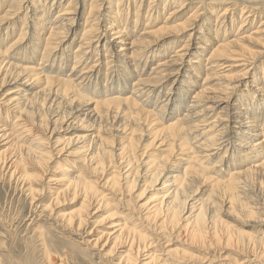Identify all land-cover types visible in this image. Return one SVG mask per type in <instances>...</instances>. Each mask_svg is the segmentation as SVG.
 Instances as JSON below:
<instances>
[{
    "label": "rangeland",
    "instance_id": "1",
    "mask_svg": "<svg viewBox=\"0 0 264 264\" xmlns=\"http://www.w3.org/2000/svg\"><path fill=\"white\" fill-rule=\"evenodd\" d=\"M8 1L10 0H0V17L4 14L5 11L3 12V10H5V5ZM120 1L121 2L115 7V0H34L36 16L41 15L42 11L46 12L44 15L45 17H42L43 21L41 26H38V33H35L32 28L33 25H38L35 24L37 22L35 21L37 17H33L32 12L27 14L26 19H23L25 15L24 10L22 13L20 12L18 14L16 19L8 20L4 23L0 21L1 51H4L13 44L7 57L10 62L19 65H32L40 68L42 65H38V63L42 62V60L40 61L39 58L45 53L50 56V59L46 62L48 67L51 66L53 61L52 68H56L57 70V67L60 65L59 63H63L59 72H57V74L55 73L56 76H64L70 72L73 61L75 60L73 58V51L78 47V44L85 42L81 39L82 32L85 30V27L88 29L89 26L92 27L93 25L88 31V35L90 34L89 36L93 37L89 44L85 43L86 45L81 46L83 47L82 50H84V53H81V58L74 69L77 71L82 66H86V69H88L87 71L90 70L88 73V76L91 75L89 78L90 80H86L85 82L88 86L83 92L81 91L80 99L75 98L72 99V101H62V104H60V106H62L59 111L56 102L52 104V102L47 101V105H44L45 108L43 107L41 109V112H43H39L41 115L35 110L33 111L34 113L32 112L33 118H31V115H25L23 117V120H26V124L31 127V133L24 134L25 140H27L26 143L30 142L34 135L36 139L40 136L42 139L41 145L44 146L42 148L47 150L49 160L41 167L35 161L24 159L23 166L29 174V178L23 180L19 177V174L17 175V170L14 172L16 175L13 174L10 176V173L14 170L13 166H11V168L9 167L13 160H10V157L13 156V152H10V149L7 148L9 145H5L6 141L2 140L3 138L0 137V156L6 157V160H8L7 168H0V264H48L43 254L44 249L41 242L42 240L45 241L52 264H114L117 262L116 256L119 254L117 249L121 242L119 241L117 243L110 254L105 255L113 245V235L110 236L107 242H105L104 238H106L108 234L113 233L116 230L115 227L121 223H126L129 226H132L133 223H137L136 225L139 228L145 225V228L147 227V229L151 231L148 234L152 233L151 238L155 239V234L157 233L155 231L156 222H150L149 220L141 222L139 218L141 214L145 213V208H147L150 203L154 201V198L163 191L160 182L165 179L167 171L164 173L163 177L156 181H151L149 179L145 181V177H142L143 173H141L143 172L141 171L143 164H141V166L139 165L137 167L138 171H141V176H139V179L132 189L128 191L124 189V185L123 188L120 186L112 190L110 185L105 183V181L110 177L111 171L117 172V169L122 168L121 173H123L127 170V167H124V159L120 160L122 163L118 161V165L116 163V158L111 159V168H105L98 173L91 172V162H82L83 155L90 151V149H88V151L85 150L87 147L85 148L84 146L89 142L92 148L95 146L96 140H92L91 136L97 134V126L95 123L91 122L90 117H84L80 120V114L84 116L86 113H89L88 111L93 107L90 101L104 99L103 96L96 95L95 93L101 94L104 89H114L113 91H116V84L119 82H125V84L124 86H119L118 90L122 89L127 92L129 84L136 80L137 74L140 75V79L151 77L154 75L149 74L151 68H155L157 63H162L163 61L164 64L158 67L156 71L164 69V73L172 72L173 74L169 76L168 80L165 81L161 87H158L161 89L160 93L157 95L158 102L156 105L160 103L159 100L165 98L167 91L184 92L186 91V87L193 88V91L195 89H200L202 80L207 72L204 70L205 60L209 56L212 47L219 42V39H223L225 28L228 29L225 38L233 40L235 36H237V38L240 37L239 44L242 46L248 45L247 48H251L250 51H252L253 55L249 56V54H244L245 57H239V62H234L235 60L232 59L223 60L222 62H224V64L220 66V69L217 67V71L234 75L241 69L240 72H243L242 76L245 74L240 82L237 83L239 85L236 93L237 97H242L244 94L247 95L246 90H248L249 93L253 91L252 88L255 84L262 85L263 83L264 74L260 73V68L263 67L264 63V48H261L264 44V32L258 31L255 33L254 31L264 28V24H262L264 21V0H253V2L258 5H246L243 0ZM44 2L45 5H47L46 7L45 5L43 6ZM69 2H71L70 4L72 6L70 11L71 14L69 15L72 19L70 22L71 25L66 27L68 29L66 32L60 30L62 32L61 34L53 36L54 39L53 37L48 39L47 44L49 43L50 46L47 45V47H50L51 50L47 49L44 52L43 45H45L46 42L42 40L41 36L45 38L48 34V29H45L44 25L45 23H47L46 26L49 25V22L54 19L56 12L60 8L62 9V7L67 6ZM180 2L182 6L181 11L173 15L174 17L171 16V11H174V8H177ZM91 5L92 9L90 8ZM47 7L48 12L46 9ZM89 8L92 10L90 13L88 12L90 11ZM117 8L125 10L128 8V14L123 15L122 13V15H114ZM190 13L195 15L192 24L185 30L173 31L174 28H172V26L183 23L186 17L191 15ZM218 14L221 15L219 19L216 20L217 22H215V17ZM112 16H114V18L110 19ZM148 16H150L149 19L147 18ZM65 17L67 16H64V19ZM136 18L137 21L135 22ZM125 19L128 21V26L124 32V40L119 42V39H113L114 34L109 28L124 23ZM147 19L148 25L145 26ZM241 20L244 21L240 23ZM164 21H166V23L169 22L168 29H163L159 32V28L165 24ZM108 24H112L111 27H109ZM216 25H218L219 28L218 32L215 31ZM144 26L148 27L146 28L148 32L155 31L156 28H158L159 31L147 37L148 41L144 39L148 42V45L141 47L138 41L145 35L142 34L144 32ZM105 30L107 32H104ZM5 32L7 37L3 40ZM261 36L263 40L259 39ZM258 39L260 40L259 42L262 40L261 44L255 42ZM124 42L127 43V47L130 46V43H133L132 49L141 48L139 49L141 50L139 54L136 52L138 54L137 56L141 57V62H139L140 64L136 68L127 67L125 62L128 58H126L125 61L123 55L119 56L120 53L118 50ZM87 45L89 46L87 47ZM175 50L179 51L175 52ZM257 51L260 52L257 53ZM176 54H181V59L170 63L168 60L174 58ZM240 59H247L248 61L244 63V61H240ZM145 60L146 64L144 66ZM193 61L195 63H193ZM6 62L7 59L2 62V66L6 65L4 64ZM107 63H109V65H107ZM240 63L245 65L240 66L241 68L235 67L229 69L228 64H232L233 66ZM12 69L8 68L4 70L3 68L1 70V72L4 70L3 74L8 77H6L7 83L0 87V134L5 128L9 130L12 129L15 116L14 110H8V108L4 106V100L2 98L7 92L25 87L19 84L22 80L16 79V72L18 71ZM106 76L108 77L107 81L104 80ZM253 76L256 78L255 80H252ZM125 78H127L128 81L123 80ZM40 84L41 83L34 81L26 87L29 89V92L33 93L38 90ZM225 84V80H212L205 85L209 86L212 92L209 93L207 90L203 94L217 93L224 88ZM93 90L97 92H93ZM114 94H118V92H114ZM192 94V92H186L185 102L191 99L190 96H192ZM261 94L262 93L258 92L253 93L252 102L263 97ZM43 96H45V94L41 97ZM155 96V94H152L149 96L150 98L147 96L143 97V99L146 98L149 100L148 107L150 106V108L148 109H152L154 112L157 109V107L154 108L156 105L153 104L155 102ZM172 108L173 105H168V108L165 109V113L171 112ZM38 115H40V117ZM263 117L264 107L262 108V117H259V123H263ZM158 121L159 123L162 122L160 118H158ZM109 124V121L106 120L102 125L105 127L107 125L109 126ZM110 132H102V134L106 138H113L112 146H114L117 137L114 136L115 134L113 132ZM239 136L240 135H236L232 137L235 144H239L242 139L240 137H243ZM147 137L148 136H145L141 140H138L134 154L142 152ZM155 147L146 148L143 154V161L151 160L156 155L163 154L160 150L165 148L164 145L159 146V148ZM237 148V145L228 148L226 157L224 158L225 160H229L227 162L228 164L234 159L237 160L236 158L239 156L236 155V152L239 150ZM222 150H219V155L210 157L208 160V162H211L209 165L210 167L223 155ZM180 156L183 157L182 155ZM68 160L70 161L67 162ZM65 164L66 166L70 165L69 169L71 172L81 173V176L85 177L88 181H93L95 189L98 192L102 191L104 194H107L109 204L105 205V203H101L100 200L92 194L83 198V193L80 191L73 200L71 199V192H64L58 197V200L55 201L53 198L62 188L61 184L57 182V177H59L61 170H57L56 167H60V165L64 166ZM176 166L177 164L174 165L175 168ZM18 169H21V167H18ZM77 169H80L81 172L76 171ZM212 170L211 168L207 172L211 177L214 176ZM124 182L125 180L122 179L120 184H124ZM195 183L198 189L196 194H193V199L206 196L208 193L209 180H206L204 183L200 181H196ZM28 186L31 187V193L27 190ZM250 188L251 189L248 190L246 194H241L240 192V197L246 198L249 202L264 201V183L260 187L255 184V186H251ZM82 200L85 201L86 205L88 204V211H86L88 214L85 224L79 230L75 231L66 227L63 216L80 210L79 207ZM192 202L193 200H189V204ZM189 208L190 207H188V209ZM218 208L221 220L231 225L232 228L238 230L242 229L246 234H251L256 237L264 235V223L262 224L258 221L259 217L256 218L255 215V217L244 216L242 214H238L236 217L226 210L227 207L224 206V203H220ZM185 211L187 212L182 214L183 218L190 212V210L188 211L187 209ZM183 218H181L180 224H182ZM261 219L264 220V216H262ZM170 230L171 229L165 230L160 237L162 240L156 242L150 248V251L157 250L160 258L164 257L162 250L165 245L164 242L166 241L167 243L168 241L170 248H182L187 250V254H178L176 256L177 259H184L182 261L178 260L181 264H209V262H211L210 264H230L232 261L236 263L241 262V264H264V256L262 254L264 253V249L261 248L258 243L245 241L244 235H238L239 239L237 235H234L232 238L234 240L231 239V241L228 242L226 239L221 238L220 242L216 243L217 245L214 244L213 246L205 248L186 239V234L182 229L175 228L172 231ZM98 237H100L99 245L97 244L92 247V242ZM104 242L105 246L101 247ZM119 249L122 250L118 251L125 250H123V248ZM244 260H246V262ZM139 261H145L144 256H140L136 264H138ZM166 264H169V262Z\"/></svg>",
    "mask_w": 264,
    "mask_h": 264
},
{
    "label": "bare ground",
    "instance_id": "2",
    "mask_svg": "<svg viewBox=\"0 0 264 264\" xmlns=\"http://www.w3.org/2000/svg\"><path fill=\"white\" fill-rule=\"evenodd\" d=\"M71 2L56 12L53 19L56 21H50L47 26V23H45L44 28L48 29V34L47 36L45 35V38L41 36L42 40L46 42L45 45H43L44 52L47 49L51 50L50 47H47V45H49V43L47 44V40L51 39L53 36L61 34L62 32L60 30H64L66 32L68 30L66 27L71 25L70 22L72 19L69 17L72 7L70 4ZM119 2L121 1L115 0V7L119 4ZM243 2L246 3V5L257 4L253 2V0H243ZM44 5L45 2L43 3V6ZM46 6L47 5H45V7ZM90 8L92 9V5ZM90 8V11H88L89 13L92 11ZM181 8L182 6L180 2L178 7L174 8V11H171V16L181 11ZM35 9L34 0H10L5 5V10H3V12H5L0 17V21L1 23H4L8 20L16 19L18 14L20 12L22 13L24 10L25 15L23 19H26L27 14L31 12L34 17L36 16ZM46 9L48 12V7ZM122 13L123 15H127L128 8H126V10L117 8L114 15H122ZM45 14L46 12L42 11L41 15L36 16L37 18L35 21L37 22L35 24L38 25H33L32 27L35 33H38V26H41L43 21L42 17H45ZM220 15L218 14L215 17V22H217L216 20L219 19ZM64 16L67 17L64 19ZM111 18H114V16L110 17V19ZM147 18L149 19L150 16ZM194 18L195 15L192 13L186 17L184 22L182 21L183 23L175 26L173 25V31L185 30L192 24V20H194ZM148 19L146 20L145 26L148 25ZM136 21L137 18L135 19V22ZM166 21H164L165 24L159 28L160 31L156 28L155 31L148 32L146 29L148 27L144 26V32L142 31V34L145 35L142 36L140 40L138 39L139 45L141 47H145L148 45L147 37H150V35H153L158 31L161 32L163 29H168L169 22L166 23ZM243 21L244 20H241L240 23ZM262 24H264V21ZM111 25H109V27H111ZM218 25H216L215 28L216 32L219 30ZM127 26L128 21L125 19L124 23L108 28L111 29L114 34H112L113 39H119V42H121L124 40L123 36ZM92 27L89 26L88 29L85 27V30H83L81 39L85 42L78 44V47L75 51H73V58L75 60L73 61L70 72L64 76H56L57 72H59L60 68H62V62L59 63L60 65L57 67V70L56 68H52L53 61L50 67L47 66L46 62L50 59L48 54L43 53V55L39 58L42 62L38 63V65L42 66L37 68L32 65H19L10 62L7 57L13 44L7 47L4 51H1L0 49V87L7 83L6 77L8 76L3 74V71L8 68H13L18 71L16 72V79L22 80L19 84L25 86L23 88H17L13 91L7 92V94L2 98L4 100L3 103L5 104L4 106H6L8 110L15 111L13 119L14 125L12 129L9 130L3 126L5 130L2 129L3 132L0 134V137L3 138L2 140L6 141L5 145H9L7 148L10 149V152H13V156L10 157V160H13L10 165L8 164L10 168L13 166L14 169L10 173V176H12L17 170V175L19 174V177L23 180L29 178V174L23 166L24 159L35 161L41 167H43V164L49 160L47 150L42 148L44 146L41 145L42 139L40 136L37 137L36 135L37 139L40 137L37 140L34 135L32 140L26 143L27 140H25L24 134L31 133V127L26 124V120L24 121L23 117L25 115H31V118H33V111L36 110L38 113L41 112L44 105H47V101L52 102V104L53 102H56L58 104L59 111L62 106H60L62 101H72V99L75 98L80 99L81 93L88 86L85 82L86 80H90L89 78L91 75L88 76L90 70L87 71L88 69H86V66H82L77 71L74 69L75 66H77V62H79V59L81 58V53H84V50H82L83 47L81 46L86 45L85 43L89 44L91 38L93 37L89 36L90 34L88 35V31ZM224 30L223 39H219V42L212 47L209 56L205 60L204 70L207 72L202 80V85L204 83L205 84L203 86L201 85L200 89H195L193 91V88L186 87V91L184 92L167 91L165 98L163 100H159L160 103L156 105L158 102L157 95L160 93L161 89L158 87H161V85L168 80L169 76L173 74L172 72L164 73V69L156 71L158 67L164 64L163 61L162 63H157L155 68H151L149 74H154L153 76L146 79H140V75L137 74L136 80L131 83L129 82L130 84L127 92L122 89L118 90L119 86L121 87L125 84V82H119L116 84V91H113L114 89H104L101 94L95 93L96 95L103 96L104 99H96L92 102L90 101V103L93 104V107L88 111L89 113H86L84 116H81L80 114V120L84 117H90L91 122L95 123L97 126V134L91 136L92 140H96L95 146L92 148L90 142L87 143L86 146H84L85 148L87 147L85 150L88 151V149H90V151L86 152L87 154L85 153L82 157L83 163L85 161L91 162V172L98 173L103 171L105 168H111L110 160L113 158L117 159V165L118 161L120 162V160L123 159L125 161L124 167H127V170L123 173H121L122 168L117 169V172L111 171L110 177L105 181V183L110 185L112 190H115L120 186L123 188L125 185L124 189L129 191L139 179V176H141V171H143L141 173H143L142 177H145V181L148 179L156 181L157 179L163 177L164 173L167 171L165 179L160 182L161 189H163V191H161V193L154 198V201L150 203L147 208H145V213L141 214L139 218L141 222H145L147 220L150 222H156L155 231L157 233L155 234V239L151 238L152 233L148 234L151 231L147 229V227L145 228V225L139 228L136 225L137 223H133L132 226H129L126 223L118 224L115 227L116 230L104 238L105 242H107L110 236L113 235V245L111 246V249L105 253V255L110 254L117 243L119 241L121 242L119 243L117 249V252L119 253L116 256L117 262L114 264H136L140 256H144L145 260L143 262L139 261V263L142 262L141 264H166L167 262H169V264H181L179 261L184 259H177L176 256L178 254H187V250L182 248H170L168 241L167 243L166 241L164 242L165 245L162 250V254L164 255L163 258H160L157 250L150 251L153 244L162 240L160 237L165 230L171 229L170 231H172L175 228L182 229L186 234V239L205 248L219 243L221 238L226 239L228 242L231 241L234 235H237V238L238 235H244L245 241L258 243L261 248L264 249V235L256 237L251 234H246V232L242 229L238 230L232 228L231 225L221 220L218 210V205L220 203H224V206L227 207L226 210L231 215L236 217L238 214L250 217L256 216V218L259 217L258 221L260 223H264V220L261 219V217L264 216V201L249 202L246 198L245 200L240 197L242 193L246 194V192L251 189V186H255L256 184L260 187L264 183V119L263 123H259V117H262V108L264 107V79L262 85L255 84L252 88L253 91L248 93V90H246L247 95L244 94L242 97L236 96L238 91L237 88L239 86L237 83L240 82L245 74L242 76L243 72L241 73V69H239L234 75H229L227 73L225 74V72L217 71L216 68L219 67L218 69H220V66L224 64V62H222L223 60L232 59L235 60L234 62H239V57H245L244 54H249L250 56L253 55V53L250 51L251 48H247L248 45L242 46L239 44L240 37L237 38V36H235L233 40L225 38L228 29L225 28ZM258 31L264 32V28L262 30L258 29L254 32L256 33ZM104 32L107 31L105 30ZM5 37H7L6 32L4 33L3 40ZM144 39H147V41ZM259 39L263 40L262 36ZM259 39L255 41L257 44H261L262 42V40L259 42ZM126 44L127 43L125 42L122 43L121 48L118 50L120 53L119 56L123 55L125 61L126 58H128L125 62L127 67L130 66L136 68L140 64L139 62H141V57L137 56L139 52H141V50H139L141 48L138 47L137 49H132L133 43H130L129 47H127L128 45ZM263 45L261 48H264ZM88 46L89 45H87V47ZM178 51L175 50V52ZM136 52H138V54ZM258 52L260 51H257V53ZM181 54H176L174 58H171L168 61H170V63L178 61L181 59L180 57H182ZM5 59H7V62L4 63L6 65L2 66V62L5 61ZM247 59H240V61H244V63H246L248 61ZM193 63L195 62L193 61ZM145 64L146 60L144 62V66ZM107 65H109V63H107ZM243 65L245 64L240 63L233 66L232 64H228L229 69ZM3 68L4 70L1 72ZM260 73L264 74V63L263 67L260 68ZM255 79L256 78L253 76L252 80ZM104 80L107 81L108 77L106 76ZM123 80L128 81L127 78ZM212 80H225L226 84L224 88H222L221 91L219 90L217 93L203 94L207 90L209 93L212 92V89L209 86H205ZM34 81L41 84L38 90L31 93L26 86ZM93 92L97 91L93 90ZM114 92H118V94H114ZM186 92L193 93L188 102H185ZM255 92L262 93L261 96L263 97L252 102V94ZM44 94L45 96L41 97ZM152 94L156 95L155 102L153 101V104L156 105L154 108L157 107L155 112L152 109H148L150 108V106L148 107L149 100L146 98L143 99V97H149ZM168 105H173V108L171 112L166 114L165 109L168 108ZM40 115L38 116L40 117ZM158 118L161 119V123H159ZM106 120L110 123L109 126L107 125L108 127H104V125H102ZM110 131L115 134V137H117L116 142L114 141V146H112L113 138H106L102 134V132L108 133ZM236 135L243 136H239L242 138L239 144H235L232 140V137ZM145 136H148L143 147V149H145H142V152L139 154H134V150L137 148L138 140H141ZM163 145L165 148L160 150L161 153H163L162 155L159 154L151 160L143 161V154L145 153L146 148H152L155 146V148H159V146ZM233 145H237V149L239 150L236 152V155L239 156L236 158L237 160H232L230 165L227 163L229 160H225L224 158L226 157L228 148ZM219 150L223 151V155L210 167L209 165L211 162H208V160L211 156L219 155ZM7 161L6 157L4 158L0 156V168L2 167L3 169L6 167ZM69 161L70 160L67 162ZM120 163H122V161ZM141 164H143V168L139 172L137 167L139 165L141 166ZM176 164L177 166L175 168L174 165ZM18 167H21V169H18ZM69 167L70 165L66 166V164L64 166L60 165V167H56L57 170H61L59 177H57V182L61 184L62 188L53 198L55 201H57L58 197L64 192H71V199L73 200L80 191L83 193V198L92 194L95 195L101 203H105V205L109 204L107 194H104L102 191L98 192L95 189L93 181H88L85 177L81 176V173L78 174L76 172H71ZM211 168L214 172L213 177L207 174ZM76 171L81 172L80 169H77ZM120 177L121 180H125L124 184H120ZM206 180H209L207 195L198 199H193L192 196L193 194H196L198 189V187L195 186V182L200 181L201 183H204ZM27 190L29 193L32 192L30 186H28ZM189 200H193V202L189 204ZM87 207L88 204L86 205L85 201L82 200L79 207L80 210L64 215L63 221L66 227L75 231L79 230L86 222V216L88 214V212H86L88 211ZM188 207L190 208L188 209ZM186 209L188 211L190 210V212L185 218H183L182 214L187 212L185 211ZM181 218H183L182 224H180ZM100 237L96 238L92 242V247L97 244L99 245ZM41 242L44 249V258L45 260L47 259L48 264H52L45 241L42 240ZM105 242L101 245V247L105 246ZM119 248H123V250H125L118 251L122 250ZM262 254L264 256V253ZM244 261L246 262V260ZM210 263L211 262H209V264ZM230 264H241V262L236 263L232 261Z\"/></svg>",
    "mask_w": 264,
    "mask_h": 264
}]
</instances>
